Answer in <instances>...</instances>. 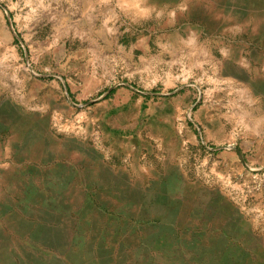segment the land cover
<instances>
[{"label":"rangeland","instance_id":"374dc122","mask_svg":"<svg viewBox=\"0 0 264 264\" xmlns=\"http://www.w3.org/2000/svg\"><path fill=\"white\" fill-rule=\"evenodd\" d=\"M0 264H264V0H0Z\"/></svg>","mask_w":264,"mask_h":264}]
</instances>
